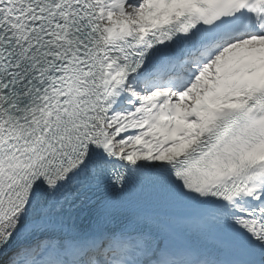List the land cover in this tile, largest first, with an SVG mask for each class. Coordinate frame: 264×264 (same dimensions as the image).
<instances>
[{"label":"snow or ice","instance_id":"obj_1","mask_svg":"<svg viewBox=\"0 0 264 264\" xmlns=\"http://www.w3.org/2000/svg\"><path fill=\"white\" fill-rule=\"evenodd\" d=\"M0 264H264V0H0Z\"/></svg>","mask_w":264,"mask_h":264}]
</instances>
